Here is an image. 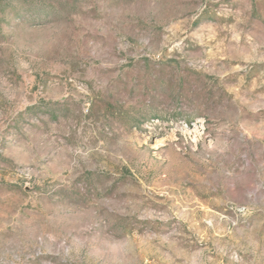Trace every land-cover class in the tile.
Instances as JSON below:
<instances>
[{
	"label": "rangeland",
	"instance_id": "rangeland-1",
	"mask_svg": "<svg viewBox=\"0 0 264 264\" xmlns=\"http://www.w3.org/2000/svg\"><path fill=\"white\" fill-rule=\"evenodd\" d=\"M0 264H264V0H0Z\"/></svg>",
	"mask_w": 264,
	"mask_h": 264
}]
</instances>
